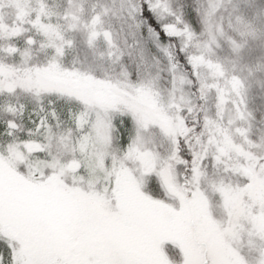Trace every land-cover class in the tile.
I'll list each match as a JSON object with an SVG mask.
<instances>
[{"label":"snow or ice","instance_id":"snow-or-ice-1","mask_svg":"<svg viewBox=\"0 0 264 264\" xmlns=\"http://www.w3.org/2000/svg\"><path fill=\"white\" fill-rule=\"evenodd\" d=\"M221 3L209 0L205 12L209 39L201 47L187 25L181 28L182 22L173 23L169 18L173 14L165 0H128L127 5L121 0V12L133 21L129 25L133 46L167 60L174 89L167 107L158 98L161 115L154 122L137 118L139 114L112 119L117 130L121 126L127 130L120 132L115 151L111 138L107 150L95 155L80 146L89 135L85 126L93 123L86 110L69 112L80 133L70 148L67 138L52 130L47 115L39 122L31 121L37 135L44 132L42 137L0 141V264H264V196L251 194L257 182L264 184V137L259 143L251 140L246 99V80L253 76V69L245 65L247 76H243L244 68L237 71L235 61L231 69L226 68L215 53L223 40L237 60H242L246 37L255 33L236 15V35L226 34L223 16L216 19ZM69 4L65 18L77 21L82 8L72 0ZM110 12L101 5V11L91 18L87 44L91 47L103 38L106 55L115 62L123 58L124 50L112 39L111 29L97 30L102 16ZM35 25L45 34L54 31L39 16ZM75 26L69 25L70 29ZM56 35L61 43L53 46L50 68L59 67L56 58L73 44ZM25 43L33 45L35 40L30 37ZM193 46L196 52L189 51ZM19 52L13 45L0 48L4 55ZM181 61L187 65L184 71L191 69L196 78L201 99L215 91V119L205 113L202 124L190 125L182 115L190 113L191 106L176 103L175 81ZM202 68L209 78L201 79ZM255 71L264 72V65L258 63ZM62 75L75 79L81 73L63 69ZM184 82L182 75L180 83ZM135 87L143 90L146 86ZM81 103L86 106L88 101ZM225 110L233 112L235 120L249 122L248 129L233 119L225 124ZM8 111L14 112L11 105ZM50 115L59 127V117L55 112ZM153 124L169 143L163 156L142 147L141 133ZM197 126L199 133H195ZM18 127L13 119L4 121L0 136L12 137ZM234 134L245 138L256 151L251 156L243 153ZM28 135L32 136V130ZM21 155L27 160L17 163ZM234 175L243 176L247 183L232 184ZM213 196L218 197L215 206ZM214 207L221 210L222 218Z\"/></svg>","mask_w":264,"mask_h":264},{"label":"rangeland","instance_id":"rangeland-1","mask_svg":"<svg viewBox=\"0 0 264 264\" xmlns=\"http://www.w3.org/2000/svg\"><path fill=\"white\" fill-rule=\"evenodd\" d=\"M41 2L43 1L8 0L19 16L24 15L22 11L31 15L32 5L37 6V3ZM61 2L64 4V11L68 12L69 0H61ZM127 3L128 0H125V5ZM165 3L173 14L169 18L171 20L177 18L183 25H187L189 30L196 34L202 47L203 43L209 39L205 24V12L209 8V0H165ZM72 4L80 5L82 8L77 12L78 20L73 23L76 25L83 51L85 70L93 75L91 77L84 75L86 80L81 82L80 80H69L68 77L62 75V70L58 67L32 69L27 66L20 68L0 65L3 68V75L0 76V89H3L0 91V131L4 130V121L10 119L15 120L19 126L12 137L0 136V141L42 137L44 132L41 131L37 135L36 124L31 121L39 122L45 115L48 116V123L52 125V130L57 136L72 137L74 141L80 133L73 121L69 119V112L77 113L86 110L92 115L93 123L85 126L89 135L81 140L80 146L86 147L90 154L95 155L97 151L107 150L111 138V150L115 151L120 142V132L127 130L122 126L117 130V125L112 123L114 117L131 118L139 114L137 118L154 122L161 115L157 106L158 98L165 107L168 106L174 89L173 77L168 71V62L159 53L154 56L152 53L142 52L141 47L133 46V39L129 35V25L133 21L127 19L121 12V0H115V3L113 0H72ZM101 5L109 7L111 12L102 16V22L97 25V30L103 32L104 29H111L112 39L124 50V56L119 61L112 62L108 59L107 46L103 38L95 41L91 47L87 44L91 18L101 11ZM38 15L40 16L37 13L35 18ZM236 15H241L244 23L250 25L249 30L255 33L254 36L246 37L247 44L244 48L243 59L237 60L223 40H220L221 47L216 48L215 53L226 68L231 69L233 61H235L237 71L244 68L243 76H247L245 65L253 69V76L246 80L248 89L246 99L247 109L251 114L249 118L251 140L259 143L260 138L264 137V72H256L255 66L258 63L264 65V2L261 0H222L219 11L216 13V19L223 16L224 31L228 35H236L233 31V28L237 27ZM230 23L232 28L229 27ZM236 38L240 39L239 36ZM193 48L196 50L195 46ZM97 71L100 75L94 76ZM182 75L185 77L183 84L180 83ZM201 75V79L209 78L208 72ZM189 79L192 80L183 67L177 70L176 103L181 106L185 104L191 106V112H183L182 115L190 125L197 121L202 124V117L205 113L215 119V91L209 92L204 98L205 101L201 102L196 95L198 87L196 81L192 80V84H188ZM141 84L146 86L143 90L135 87ZM9 88L13 91L9 92ZM77 97L81 99L78 100ZM81 100L88 101V104L85 106ZM10 105L14 109L12 114L8 111ZM227 109H232L231 103L227 105ZM228 110L224 111L225 124L233 119L235 124L247 130L249 122L235 120V114ZM52 112L59 117V127H57V121L50 115ZM97 113H99V118H97ZM29 130H32L31 137L28 135ZM200 131V127L197 126L195 133ZM216 131L219 132V128ZM141 136L142 147L158 152L162 156L167 153L169 143L154 124L147 131L142 132ZM233 139L236 146L248 156L256 151L254 146L249 145L247 140L238 134H234ZM66 144L70 148V143ZM25 160L27 156L21 155L17 163H23ZM147 182L148 179L145 177V185ZM231 182L241 185L247 183L246 179L239 175L232 176ZM251 194L257 197L264 196V184L257 182ZM209 195L212 194L209 193ZM212 200L215 206L218 203V197L213 196ZM214 211L218 217L222 218L223 214L219 208L214 207Z\"/></svg>","mask_w":264,"mask_h":264},{"label":"trees","instance_id":"trees-1","mask_svg":"<svg viewBox=\"0 0 264 264\" xmlns=\"http://www.w3.org/2000/svg\"><path fill=\"white\" fill-rule=\"evenodd\" d=\"M42 1L41 3H37V6L32 5L33 11L31 15L30 13H24L22 11L21 13L24 15L19 16L17 11L14 10V7L8 3V0H0V48H7L9 45H13L20 49V52L14 56L0 53V65H12V67L20 68H25L27 66L32 69H45L49 67L50 62L53 60V46L61 43L56 35V33H59L64 40H71L73 44L71 48L65 49V54L62 57L56 58V63L59 66L58 68L61 70L68 69L70 71L77 70L81 75L77 76L75 79L69 78V80L85 81V73L89 74L88 76L90 77L93 74L85 70L79 36L76 28L70 29L69 27L70 24H73V21L70 18H65L66 12L64 11V4L61 0ZM261 1L264 2L263 0ZM41 6H43V10H41ZM37 13L40 14V16H38L43 25H51L53 29L55 28L52 34H45L35 25V20L37 18H35V16ZM172 21L176 23L177 18H173ZM180 27H183L182 23ZM9 36H13L14 38L9 39ZM30 37L35 40V44L28 45L25 43ZM189 51L196 52L193 47H191ZM181 65L184 69L187 68V65H185L183 61H181ZM187 72L192 80L196 81V78L192 76L191 69H187ZM205 72H208L207 69L202 68L201 74ZM96 75H100L99 71L94 74V76ZM196 92L199 101H205L201 99L197 89ZM72 140V137L67 138L65 143L68 142L71 146ZM61 155H63V152H61Z\"/></svg>","mask_w":264,"mask_h":264}]
</instances>
